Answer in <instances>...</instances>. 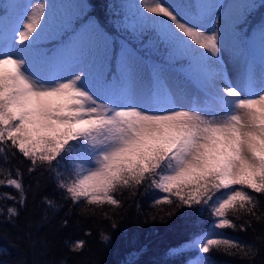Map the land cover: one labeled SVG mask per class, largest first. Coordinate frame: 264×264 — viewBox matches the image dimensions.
<instances>
[{"label":"snow or ice","instance_id":"1","mask_svg":"<svg viewBox=\"0 0 264 264\" xmlns=\"http://www.w3.org/2000/svg\"><path fill=\"white\" fill-rule=\"evenodd\" d=\"M62 7L67 6L33 0L8 3L0 11L4 162L19 153L29 164L27 172L54 182L72 206L119 207L116 194L146 185L164 194L153 207L172 205L175 198L176 208L207 213L206 228L181 246L203 254L188 264H211L208 254L214 249L257 256L256 244L223 232L235 231L242 217L261 219L264 18L255 35L240 27L255 5L124 0L123 21L115 24L127 34L120 41L91 18L74 23L59 15ZM50 39L57 40L53 47H41ZM147 48H156L161 58L141 55ZM223 55L233 66L234 80ZM0 186L19 194V199L11 193L3 197L14 201L4 221L15 226L20 215L15 205L27 203L20 168L0 179ZM44 187L37 179L32 191L45 205L41 219L46 222L48 210L59 211L61 205L41 195ZM250 224L245 220L239 230ZM22 239L32 247L39 243V254H46V241L32 232ZM101 239L108 243L110 236L101 233ZM84 246V240L75 241L71 251L79 253Z\"/></svg>","mask_w":264,"mask_h":264},{"label":"trees","instance_id":"2","mask_svg":"<svg viewBox=\"0 0 264 264\" xmlns=\"http://www.w3.org/2000/svg\"><path fill=\"white\" fill-rule=\"evenodd\" d=\"M14 1L0 0V11L4 5ZM65 2L62 5L67 7L58 10H61V15L69 16L74 23L80 18L88 17L97 21L117 41L126 38L127 34L115 27L117 21H123L120 4L124 0ZM253 4L254 14L247 19L249 23L252 22L246 29L248 34L264 18V0H253ZM78 5L83 7H76ZM56 42V39L46 40L41 47L51 48ZM141 55L152 61L161 58V52L156 48H147ZM28 166V162L19 153L14 158L10 157L7 162L0 155V179L6 180L9 172L14 176L16 168H20L27 190L26 206L20 208L18 204L15 205L20 210V215L14 226L4 221L7 208L14 206V201L3 197L4 194L11 193L19 199V194L11 187L0 186V212L3 213L0 215V264H18L22 259L26 264H33L36 260L40 264H58L61 260L64 264H188L203 255L181 246L206 228L209 219L207 213L197 216L187 207L176 208L175 198H172V205L153 207L154 199L164 194L147 188L146 185L123 189L116 194V198L121 201L119 207L107 204L85 205L83 202L72 206L70 201L62 199L63 194L56 189L54 182L49 181L46 176L41 177L39 172L29 174ZM37 179L46 185L41 195H47L61 205L59 211L48 210L46 222L41 219L46 210L45 205L40 203V196L34 197L32 191ZM258 199L261 206L257 209V215L261 217L260 220L242 217L235 221V231L225 229L223 232L234 239L256 244L260 248L259 254L248 258L240 254L227 255L214 249L208 254L211 264H264V244L261 243L264 238V196H258ZM85 207L91 211L82 212L81 208ZM104 213L109 218H105ZM247 219L251 220L250 226L240 231V225ZM113 223L116 224L115 228L112 227ZM25 232H32L34 238L46 241L45 255L39 254L42 250L39 243L32 247L22 239ZM101 233L110 236L108 243L102 241ZM78 240H84L85 246L79 253L72 252V243Z\"/></svg>","mask_w":264,"mask_h":264},{"label":"rangeland","instance_id":"3","mask_svg":"<svg viewBox=\"0 0 264 264\" xmlns=\"http://www.w3.org/2000/svg\"><path fill=\"white\" fill-rule=\"evenodd\" d=\"M65 1L66 0H49L50 3H54L56 5H62V4H64ZM30 2H33V0H15L14 1V3L21 4V5H26V4L30 3ZM222 2L224 4H229V3H232V2L253 4V0H222ZM58 9H57V13L59 15H61L60 14V11L61 10H58ZM253 10H255V7L252 8V9H249L248 12L244 13V16L248 19L252 13L254 14V11ZM15 11H16L17 14H19V13H21L23 11V8L17 9ZM221 22H222V20L221 21H218V23H221ZM251 23L252 22L249 23L248 20H247V23L240 25V27H243L244 30L246 31V29L248 27H250L249 24H251ZM255 34H256L255 29H252L251 30V33L249 35L252 36V35H255ZM201 51H203V50H201ZM223 59L225 61V68H226V71H227V73L229 75V78L234 80L235 79V73L233 71L232 64L229 62L228 56L227 55H223Z\"/></svg>","mask_w":264,"mask_h":264}]
</instances>
